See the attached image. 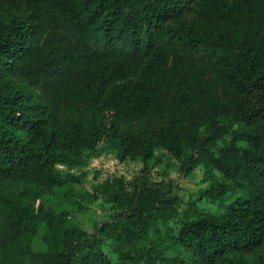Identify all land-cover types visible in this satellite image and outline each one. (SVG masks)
<instances>
[{
    "label": "trees",
    "instance_id": "obj_1",
    "mask_svg": "<svg viewBox=\"0 0 264 264\" xmlns=\"http://www.w3.org/2000/svg\"><path fill=\"white\" fill-rule=\"evenodd\" d=\"M101 144L142 169L100 184L116 211L87 233L45 197L73 201L86 172L58 166ZM159 148L208 181L181 212L150 180ZM6 183L0 264H28L21 224L48 234L37 264H264V0H0Z\"/></svg>",
    "mask_w": 264,
    "mask_h": 264
},
{
    "label": "rangeland",
    "instance_id": "obj_2",
    "mask_svg": "<svg viewBox=\"0 0 264 264\" xmlns=\"http://www.w3.org/2000/svg\"><path fill=\"white\" fill-rule=\"evenodd\" d=\"M30 88L36 92L39 91L36 87ZM150 166V180L160 184L170 193H176L181 197L180 212L188 205L187 200L190 197H194L200 187L208 184V181L203 180L202 167H196L190 172L184 173L179 168V162L168 151L161 148L155 150L154 156L150 160ZM58 168L62 172L70 171L71 173L79 174L85 171L86 174L80 183L73 185L75 190V193L71 195L73 201L54 194L45 197L46 202L57 211L65 214L80 229L91 233L95 222L110 218L116 211V207L112 202L108 201L106 196L101 193L100 184L106 180L112 181L115 178H122L127 184L130 183L134 177L139 176L141 173L142 162L139 159L120 161L116 157V152L113 148L107 144H101L99 153L90 157L84 166L68 169L63 165H59ZM0 191L6 197L14 198L13 195L18 193V188L15 185L6 183L1 185ZM85 192H96V199L88 202L81 198L79 194ZM78 203H81L85 208L81 209ZM199 206L204 209L215 208L214 204L205 202H199ZM12 217L13 213L8 209L2 208L0 204V236L5 235L9 231ZM21 226L31 242L30 248L34 251L33 254L29 255L27 263L37 264L35 251L39 250V248L41 250L45 248L46 239L49 240L48 234L38 225L35 228L26 227L23 224ZM106 249L108 250L107 247ZM113 259L115 260V258Z\"/></svg>",
    "mask_w": 264,
    "mask_h": 264
}]
</instances>
